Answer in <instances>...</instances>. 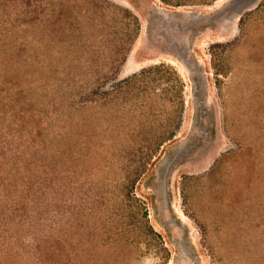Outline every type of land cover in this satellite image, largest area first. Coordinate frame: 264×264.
<instances>
[{"label": "rangeland", "instance_id": "374dc122", "mask_svg": "<svg viewBox=\"0 0 264 264\" xmlns=\"http://www.w3.org/2000/svg\"><path fill=\"white\" fill-rule=\"evenodd\" d=\"M19 53L28 83L49 60L61 67L56 83L42 73V85L25 87L43 119L60 102L72 107L53 118L52 152L22 146L32 179L0 194V264H54L57 254L64 264H264V0H0V64ZM161 64L183 82L181 123L150 157L130 154L132 121L100 130L86 115L103 102L82 99L99 77L98 91L112 92ZM152 74L144 85L168 99ZM125 105L119 116L131 114ZM143 209L152 233L139 238L128 230Z\"/></svg>", "mask_w": 264, "mask_h": 264}, {"label": "trees", "instance_id": "16d2710c", "mask_svg": "<svg viewBox=\"0 0 264 264\" xmlns=\"http://www.w3.org/2000/svg\"><path fill=\"white\" fill-rule=\"evenodd\" d=\"M162 1L163 4L168 7L177 8L197 5L207 6L211 5L216 0H161V2ZM125 13L126 18L130 17L136 23L134 17L129 12L125 11ZM32 25L33 22L30 20L28 26L30 27ZM28 26L26 27L28 28ZM134 31L137 32V27ZM55 39L56 38L54 36L52 40L54 41ZM218 46L219 45H216L215 47ZM17 56L20 60L24 59L21 57V53L17 54ZM20 60L16 63L11 62L10 64H0V194H4L3 196H7L9 192L7 190H9L11 186H15L19 190H23L21 186H25V183L29 178L32 179V177H26V175H23L24 172L22 171V166L20 164L21 156L23 155L22 152L24 150L22 146L31 141L33 143L31 145V149L34 150V154L38 153L36 151L45 152L47 150V152H52L49 148L50 146L52 147L53 140L55 139L54 137L56 136V133L52 134V132H54L53 126L55 125L53 118L57 119L58 114L60 112H64L65 110L69 113L72 107L70 104L67 105V102H60L58 107H56L51 114L47 115L43 119V114H45V112H42L40 107L33 102L30 97L33 93L29 92L25 87L28 86L29 89H31L30 86L33 84L42 85L43 80L40 79L42 73L49 74L48 80H50L51 83H56L55 80H57L59 74L62 73L61 67H58L55 64L56 60H49L46 65L32 70V72L35 71L38 76L36 79H33L30 83H28L27 80H22V75L19 74L21 71L20 64L23 61L21 60L20 62ZM32 64L28 65L29 68L32 67ZM28 66L26 69H28ZM45 66L47 67L45 68ZM150 71L153 72V81L160 79L167 85L163 89V94L165 96H169L168 93L173 92L168 99L164 100L165 98L161 97H157L158 99H155L156 97L154 98L153 91H148L147 86L144 85V83H147V81L150 80L151 75L148 77ZM158 73L162 74L157 77ZM67 74L68 72L63 75L66 77ZM103 79L104 78L101 77L97 78L96 86L92 87L94 90H91L92 94L90 93V96H85L84 99H82L94 100L95 97H98V99L104 104L97 106L99 108L98 112L93 113V109L91 108L92 110L88 113V115H86L88 117L90 116L87 120H91L90 122L94 121L96 126L100 127V130L104 129V131L106 129L113 131L114 129H118V127H130L129 122L132 121L133 127L137 130H129L130 128H127L129 131L127 133H130V137L128 135L127 137L129 138L124 140L126 145L131 150L130 154L134 151V147H136L138 151L139 149L146 150V156L150 157L151 152H158L164 144L173 139L176 131L178 130V126L181 123V111L184 103L181 94L183 90V82L175 70H171V67L163 64L159 66L156 65L149 71H143L140 74H135L126 79L123 82L122 87H120L122 83H118L114 85V91L108 92L101 90L100 93L98 90L106 83ZM46 83L48 82H45V86ZM122 94L123 96H128V100H124L121 103ZM111 99L114 105L106 106L109 103L108 100ZM139 100H141V105L139 106L141 110L136 111V103ZM125 102H127V105H125L126 108L124 111H127V114L131 113L129 115L130 118L129 116H119V113L122 111L121 108L124 106ZM82 108L83 107L81 106L80 110L76 109L73 113L76 112V114H78L77 116H81L84 114L83 111H81ZM155 108L160 109V116H156L153 113ZM61 116L65 117L64 114ZM157 120L160 121V130L154 131L152 129L153 126H151V121L153 123ZM23 130H25V134H22ZM131 131L133 132L131 133ZM16 136H19V138L23 140V143L14 148L13 146L10 148L12 142L17 141ZM143 167L145 168V166L140 165L138 168L143 169ZM139 171L137 174V171L133 170L131 174L132 176L128 175L125 177L124 181L126 182L122 183L123 189H127V186L135 184V181L141 174V171ZM30 183L32 185H36L37 182L33 179ZM119 197L120 201L121 198L123 201L125 200L124 194ZM135 216L136 220L133 223V226L129 227L128 232L135 234V236H138L139 238L147 236L148 233L151 235L152 230L146 228V211L143 209L139 216L136 214ZM143 227L146 228L147 231L143 230ZM51 243L52 241H49V244ZM56 251H58L57 248L54 249V252ZM54 264H64L63 257L57 254Z\"/></svg>", "mask_w": 264, "mask_h": 264}]
</instances>
